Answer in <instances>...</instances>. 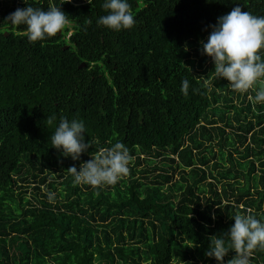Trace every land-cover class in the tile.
Instances as JSON below:
<instances>
[{"label":"trees","instance_id":"trees-1","mask_svg":"<svg viewBox=\"0 0 264 264\" xmlns=\"http://www.w3.org/2000/svg\"><path fill=\"white\" fill-rule=\"evenodd\" d=\"M26 2L70 24L29 42L5 21L28 5L0 0V264H218L209 237L264 218V104L217 79L202 42L236 6L264 16V0H129L137 23L120 32L97 25L104 0ZM61 117L85 122L80 161L52 147ZM116 142L129 173L74 186L67 169Z\"/></svg>","mask_w":264,"mask_h":264},{"label":"clouds","instance_id":"clouds-1","mask_svg":"<svg viewBox=\"0 0 264 264\" xmlns=\"http://www.w3.org/2000/svg\"><path fill=\"white\" fill-rule=\"evenodd\" d=\"M27 4L26 0H23ZM71 2V0H65ZM209 3L215 0H208ZM93 4V0H88ZM17 8L5 21L13 26H26L29 42L44 41L56 36L70 24L68 15L54 5L47 10ZM102 8L106 15L97 19L98 26L120 32L133 28L137 21L129 0H104ZM211 33L207 42H202V54L208 56L214 64L212 73L217 79H226L232 91L248 92L255 89V95L248 99L255 104H264V16L243 11L240 6L217 18L210 25ZM190 81L183 79L181 92L188 94ZM195 91V89H193ZM53 118H47L52 123ZM87 129L83 120L61 117L58 126L51 134V144L62 157L80 161L81 156L92 147V141H86ZM92 158L76 166L69 167L67 173L73 176V184L93 187L113 185L129 173L131 155L122 142H116L109 148L91 153ZM53 193L48 194L51 201ZM215 219V216H212ZM234 224L219 234L209 237L210 244L205 253L218 264H225L230 250L236 255L227 264H250L255 250H264V218H257L251 212L236 214Z\"/></svg>","mask_w":264,"mask_h":264},{"label":"rangeland","instance_id":"rangeland-1","mask_svg":"<svg viewBox=\"0 0 264 264\" xmlns=\"http://www.w3.org/2000/svg\"><path fill=\"white\" fill-rule=\"evenodd\" d=\"M211 62H212V61H211ZM211 65H212L211 63H208V64H207L208 67H211ZM251 91H252V94H255V89H251ZM152 172L155 173L154 171H152ZM58 187H60V185H59ZM49 190H52V193H53V194H56V193H57V190H56V189L48 188L47 185H46L45 187L42 188V191H41L40 193L42 194V193H44V192H48ZM20 192H21V193L23 192L25 195L27 194V193H25V192H27L25 189H18L16 195H19ZM28 192L30 193L31 190H29ZM29 193H28V195L30 196ZM176 264H179V263H176Z\"/></svg>","mask_w":264,"mask_h":264}]
</instances>
